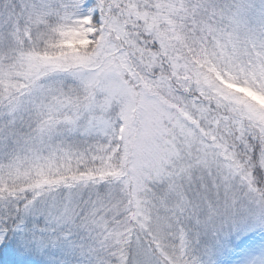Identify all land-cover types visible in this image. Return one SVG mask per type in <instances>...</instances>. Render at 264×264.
I'll list each match as a JSON object with an SVG mask.
<instances>
[{
	"label": "snow or ice",
	"instance_id": "1",
	"mask_svg": "<svg viewBox=\"0 0 264 264\" xmlns=\"http://www.w3.org/2000/svg\"><path fill=\"white\" fill-rule=\"evenodd\" d=\"M0 264H264V0H0Z\"/></svg>",
	"mask_w": 264,
	"mask_h": 264
},
{
	"label": "rangeland",
	"instance_id": "2",
	"mask_svg": "<svg viewBox=\"0 0 264 264\" xmlns=\"http://www.w3.org/2000/svg\"><path fill=\"white\" fill-rule=\"evenodd\" d=\"M257 239H259V237H257ZM257 247L256 245H254L252 248H249V249H245L244 251H247V252H254L257 250Z\"/></svg>",
	"mask_w": 264,
	"mask_h": 264
}]
</instances>
